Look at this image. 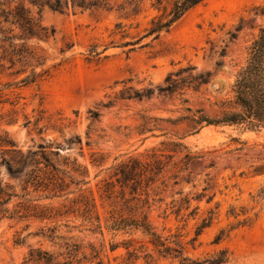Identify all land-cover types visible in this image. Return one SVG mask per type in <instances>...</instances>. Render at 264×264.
Masks as SVG:
<instances>
[{"label": "rangeland", "instance_id": "374dc122", "mask_svg": "<svg viewBox=\"0 0 264 264\" xmlns=\"http://www.w3.org/2000/svg\"><path fill=\"white\" fill-rule=\"evenodd\" d=\"M110 2L111 10L42 11V24L54 33L47 40L31 38L26 43L43 56L49 75L23 84L30 63L10 66L0 59V134L23 154L45 153L69 170L67 175L82 180L81 191L94 198L102 217L109 211L113 164L156 147L173 155L165 159L171 160L163 176L167 178L175 172L171 163L189 153L192 157L177 184L168 179L165 191L151 190V197L158 192L151 205L152 225L164 236L176 235L191 257L226 248L235 264H264V129L208 125L195 132L183 119L188 107L217 116L228 106L224 101L231 99L236 73L264 26V0H203L168 31L144 39L147 44L131 52L123 42L142 35L153 18L165 17L172 0ZM91 50L99 54L90 55ZM200 75L207 81L201 82ZM169 141L183 146L177 152L162 146ZM1 158L0 148V180L18 196L4 205L8 212L0 210V264H22L31 248L62 261L65 249L60 246L69 237L84 246L76 259L82 258L81 252L88 259L75 264H94L98 258L102 264H175L156 253L126 261L124 247L109 251L108 230L104 240L99 234L67 233L63 225L80 223L73 216L72 222L64 217L50 223L60 224L58 234L64 238L50 241L35 235L44 222L10 218V213L21 203L75 209L71 200L79 191L71 184L60 197L49 199L37 191L21 198L19 177ZM73 160L83 175L71 171ZM17 236L21 244H15ZM127 238L118 234L114 241ZM90 244L98 258H91Z\"/></svg>", "mask_w": 264, "mask_h": 264}, {"label": "trees", "instance_id": "16d2710c", "mask_svg": "<svg viewBox=\"0 0 264 264\" xmlns=\"http://www.w3.org/2000/svg\"><path fill=\"white\" fill-rule=\"evenodd\" d=\"M202 1L172 0L165 17L153 18L142 35L123 42L122 46H128L127 52H131L138 46L146 45L147 42L144 43V39L158 38L162 32L168 31L184 14ZM45 8L67 14L75 10H111L113 4L110 0H0V59L8 61L10 66L17 63L23 65L30 63L29 74L21 80L23 84L33 83L50 74V68H43L45 65L43 56L26 43L31 38L47 40L53 35L54 29L41 22V14ZM98 54L99 52L95 50L90 51V55ZM199 77L201 82L207 81L203 75ZM231 92V99L224 101L228 106L222 110L221 114L209 116L201 109L192 110L188 107L186 110L189 114L183 119H187L195 132L208 125L243 124L249 128L264 129V26L259 28L257 36L251 42L247 59L236 73ZM93 115L97 113L94 112ZM161 144L175 152L179 151L176 150L177 148L183 146L182 143L175 141L161 142ZM0 148L1 161L12 175L19 177L21 189L24 192L21 198H25L30 192L37 191L46 193L45 197L49 199L60 197L65 194L64 191L71 184H74L79 191L78 197L71 200L77 208H67L64 211L62 208H66V204L55 206L50 203L27 204L20 201V208L14 209L9 217L44 222L35 235L50 241L55 238H64V235L58 234L60 224L51 225L50 223L66 217V222H72V219L80 220L79 224L63 225L69 228L66 230L67 233L77 230L91 235L99 234L104 240V231L108 230L109 251L124 247L127 254L126 261L136 259L140 253L148 258L156 253L160 257L170 258L175 261V264H235L226 248L218 249L203 257L194 258L187 255L176 235H162L149 219L152 201L158 194L155 192L151 197V190L161 187V190L165 191L169 185L168 179L173 180L172 185L177 184L179 173L186 169L187 162L192 157L189 153L171 163L175 172L167 178L163 176L168 172L167 167L171 160L165 159L172 158L173 155H167L156 147H151L141 155L129 154L113 164L109 178V211L107 216L102 217L97 210L94 198H89L81 191L82 180H76L74 176L67 175L69 170L59 168L45 153L40 156H36L35 153L23 154L15 149L14 143L3 134H0ZM5 155H8V158H5ZM64 164L66 166L68 162ZM71 164V171H78L80 175H83L84 172L75 160ZM30 187L32 190H29ZM71 192L74 191L66 193ZM16 196L18 195L13 186L3 184L0 180V210L3 213L8 212V208L4 205ZM25 200L31 201V199ZM71 216H73L72 219L69 218ZM118 234L126 235L128 238L115 242L114 238ZM135 234H139V240L134 237ZM135 242L138 245H135ZM21 243V237L17 236L15 244ZM60 247L65 249L60 254L64 255L62 261L57 260L55 255L46 250L31 248L22 264H75L83 259L88 260L84 252H81L83 254L81 259H76L84 246L76 243L71 237ZM89 247L92 251L91 258H98L95 248L91 244ZM94 264H102V262L98 258Z\"/></svg>", "mask_w": 264, "mask_h": 264}]
</instances>
